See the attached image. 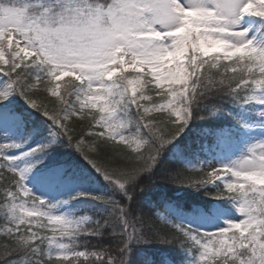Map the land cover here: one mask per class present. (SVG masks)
Here are the masks:
<instances>
[{
	"label": "snow or ice",
	"instance_id": "obj_1",
	"mask_svg": "<svg viewBox=\"0 0 264 264\" xmlns=\"http://www.w3.org/2000/svg\"><path fill=\"white\" fill-rule=\"evenodd\" d=\"M0 238V264H264V0H0Z\"/></svg>",
	"mask_w": 264,
	"mask_h": 264
},
{
	"label": "trees",
	"instance_id": "obj_2",
	"mask_svg": "<svg viewBox=\"0 0 264 264\" xmlns=\"http://www.w3.org/2000/svg\"><path fill=\"white\" fill-rule=\"evenodd\" d=\"M74 79L73 77H65L64 80L61 81V84L67 80H72ZM101 157L104 158V153L101 151ZM166 182L164 181H157V186L153 189V192L156 194L160 193H172L175 192L177 196L182 195V192L180 190H175L169 185H164ZM187 200H196V196L193 195L192 197H186ZM199 201L201 205H203L205 202L208 201L207 197H204L203 195L199 196ZM159 223V221H157ZM0 243H3V239L0 238ZM95 243V241H93ZM144 253L151 257L153 264H161L162 263V257L168 256L169 259H171L174 255L173 250L166 245H150V246H145ZM137 264H140V261L142 260L141 256L136 257Z\"/></svg>",
	"mask_w": 264,
	"mask_h": 264
},
{
	"label": "rangeland",
	"instance_id": "obj_3",
	"mask_svg": "<svg viewBox=\"0 0 264 264\" xmlns=\"http://www.w3.org/2000/svg\"><path fill=\"white\" fill-rule=\"evenodd\" d=\"M165 258H168V257L167 256L162 257V263L161 264H164Z\"/></svg>",
	"mask_w": 264,
	"mask_h": 264
}]
</instances>
